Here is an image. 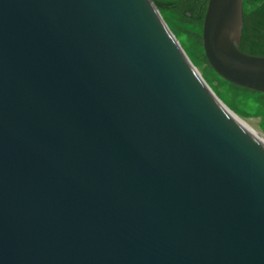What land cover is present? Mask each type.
Returning <instances> with one entry per match:
<instances>
[{
	"label": "water",
	"instance_id": "95a60500",
	"mask_svg": "<svg viewBox=\"0 0 264 264\" xmlns=\"http://www.w3.org/2000/svg\"><path fill=\"white\" fill-rule=\"evenodd\" d=\"M244 0L205 56L264 94ZM153 0H0V264H264V138Z\"/></svg>",
	"mask_w": 264,
	"mask_h": 264
},
{
	"label": "trees",
	"instance_id": "16d2710c",
	"mask_svg": "<svg viewBox=\"0 0 264 264\" xmlns=\"http://www.w3.org/2000/svg\"><path fill=\"white\" fill-rule=\"evenodd\" d=\"M183 48L222 101L243 119L260 118L264 133V94L226 81L210 66L203 46L209 0H153ZM240 49L264 57V0H244Z\"/></svg>",
	"mask_w": 264,
	"mask_h": 264
},
{
	"label": "rangeland",
	"instance_id": "374dc122",
	"mask_svg": "<svg viewBox=\"0 0 264 264\" xmlns=\"http://www.w3.org/2000/svg\"><path fill=\"white\" fill-rule=\"evenodd\" d=\"M243 119V118H242ZM243 121L251 128L253 129L256 133H258L262 138H264V133L262 132L260 126H259V121L260 118H250V119H243Z\"/></svg>",
	"mask_w": 264,
	"mask_h": 264
},
{
	"label": "bare ground",
	"instance_id": "6f19581e",
	"mask_svg": "<svg viewBox=\"0 0 264 264\" xmlns=\"http://www.w3.org/2000/svg\"><path fill=\"white\" fill-rule=\"evenodd\" d=\"M242 121H243V119L242 118H240ZM244 122V121H243Z\"/></svg>",
	"mask_w": 264,
	"mask_h": 264
}]
</instances>
